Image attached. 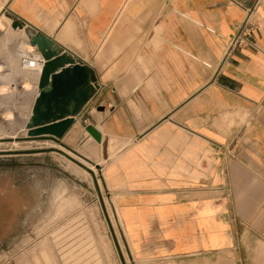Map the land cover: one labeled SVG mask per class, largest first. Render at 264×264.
I'll list each match as a JSON object with an SVG mask.
<instances>
[{"label":"crops","instance_id":"1","mask_svg":"<svg viewBox=\"0 0 264 264\" xmlns=\"http://www.w3.org/2000/svg\"><path fill=\"white\" fill-rule=\"evenodd\" d=\"M256 2L252 44L226 55ZM5 14L95 72L71 130L107 143L95 164L129 261L264 264V0H0Z\"/></svg>","mask_w":264,"mask_h":264},{"label":"rangeland","instance_id":"2","mask_svg":"<svg viewBox=\"0 0 264 264\" xmlns=\"http://www.w3.org/2000/svg\"><path fill=\"white\" fill-rule=\"evenodd\" d=\"M24 45L19 33L0 27L10 65L0 68V264H133L112 193L91 167L98 147L79 128L59 143L22 140L35 82L20 67Z\"/></svg>","mask_w":264,"mask_h":264},{"label":"water","instance_id":"3","mask_svg":"<svg viewBox=\"0 0 264 264\" xmlns=\"http://www.w3.org/2000/svg\"><path fill=\"white\" fill-rule=\"evenodd\" d=\"M4 16L10 21V29L23 32L26 43L39 53L43 61L31 114L25 125L26 136L22 140L29 142L49 140L59 143L95 95L97 81L95 72L89 66L75 60L70 54L60 50L53 40L8 14ZM81 127L96 144L101 146V158L106 161L107 143L102 139L101 134L89 124H82ZM55 151L75 162L64 152ZM75 163L84 167L78 162ZM94 167L99 168L96 165Z\"/></svg>","mask_w":264,"mask_h":264},{"label":"built area","instance_id":"4","mask_svg":"<svg viewBox=\"0 0 264 264\" xmlns=\"http://www.w3.org/2000/svg\"><path fill=\"white\" fill-rule=\"evenodd\" d=\"M258 5H259V2H256L251 8L245 11V16H244L243 21L241 22V24L237 26L235 35L230 39L228 43L226 55H228L231 51L235 49L246 48L252 44L251 36L257 27V24L254 20L253 12ZM42 63L43 61L39 53L36 50H33V52L29 54V56L21 58L20 67L22 70L26 72L36 74L38 77L40 70H41ZM30 65H34L33 68ZM36 89H37V85L35 89L33 90L34 93H33V98H32V104H33V101L36 95Z\"/></svg>","mask_w":264,"mask_h":264},{"label":"bare ground","instance_id":"5","mask_svg":"<svg viewBox=\"0 0 264 264\" xmlns=\"http://www.w3.org/2000/svg\"><path fill=\"white\" fill-rule=\"evenodd\" d=\"M22 34H23V32H22ZM22 36V35H21ZM23 40L25 41V43L24 44H26L28 47L26 48L25 47V45H24V47L22 48L23 49V51L21 52V54H22V56L21 57H27V56H29V54L31 53V52H33V50H35V49H33V48H31L27 43H26V39H25V36H24V34H23ZM35 65V64H34ZM34 65H30V66H32V68H33V66ZM33 76H35V82H33V83H31L32 84V90H34L35 89V87H36V85H37V80H38V77H37V75L36 74H33ZM30 77V76H29ZM29 113V117H30V114H31V111H28ZM29 117L27 118V120H26V122H24L23 124V130H24V132H25V136H26V130H25V125H26V123H27V121H28V119H29ZM50 149V148H49ZM47 150V149H46ZM82 156V155H81ZM84 157V156H83ZM85 158V157H84ZM85 159H87V158H85ZM101 160H102V158H101ZM102 161H104V160H102ZM83 162H85V161H83ZM104 162H106V161H104ZM81 164V163H80ZM82 165V164H81ZM94 165H96V166H99L98 164H94ZM82 166H84V165H82ZM91 166V165H90ZM85 168H87L86 166H84ZM91 167H93L94 168V166H91ZM99 168H100V166H99ZM88 170H90L89 168H87ZM91 172H92V170H90ZM100 171H101V168H100V170H98V172L100 173ZM92 174H93V172H92ZM94 175V174H93ZM48 263H50V260H48ZM47 263V264H48ZM51 264V263H50Z\"/></svg>","mask_w":264,"mask_h":264}]
</instances>
